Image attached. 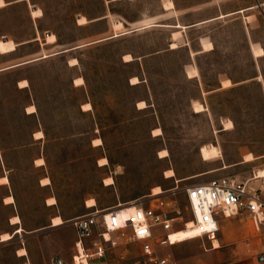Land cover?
Wrapping results in <instances>:
<instances>
[{"label":"rangeland","instance_id":"rangeland-1","mask_svg":"<svg viewBox=\"0 0 264 264\" xmlns=\"http://www.w3.org/2000/svg\"><path fill=\"white\" fill-rule=\"evenodd\" d=\"M32 1L46 10L41 19L42 28L59 34L60 42L67 46L110 36L114 32V36H119L130 32L128 29L135 25L145 24L140 26L142 30L0 73V135L7 161L6 170L0 161V176L11 171L12 179L11 185L0 186V199L12 187L18 196L27 230L44 228L34 234L24 233L29 235L24 240L19 235L12 242L1 243L0 264H22L15 255L21 245L28 248L32 264H52V258L57 254L72 260L73 249L68 246H72L77 233L71 220L94 209L87 204L91 198L96 199L98 208L120 203V216L124 219L128 216V208L134 205L125 203L151 193L156 196L154 189L157 186H161L163 192L177 187L175 197L183 216L190 221L183 190L186 184L227 174H238L246 180L256 169V177H262L260 172L264 168L260 167L264 166V160L211 171L225 162L240 160L247 151L246 160H253V153H264V12L258 15L259 19L251 18L253 20L248 23L250 34L245 22L237 15L192 29L181 23L174 25L176 28L170 25L208 18L216 12L209 0ZM221 1L231 8L249 2ZM4 5L5 1L0 0V7ZM175 5L179 10L173 9ZM78 14L83 15L78 18ZM32 15L40 17L43 10L33 8ZM103 15L107 17L88 23ZM114 20L119 21L114 23ZM155 20L170 24L152 22ZM30 29L31 19L24 5L10 11L0 8V52L11 53L18 45L13 39H2L3 35L22 39L29 36ZM204 35L216 40L217 49L194 57L193 65L199 67L200 80H187L184 63L188 49L200 48L199 39ZM56 39L54 33L47 37L48 42ZM179 45L183 47L149 56ZM212 48L211 41L203 42V50ZM38 49L39 44L32 43L10 55L28 56ZM126 53L147 57L125 63L122 56ZM72 57L79 60L73 61L75 58ZM70 58L72 65L80 63L71 67L67 64ZM132 59L131 54L125 55V60ZM3 60L4 56L0 54V64ZM193 65L186 67L189 76L199 75L198 68ZM79 75L85 77L86 85L72 86V78ZM257 75L262 80H258ZM22 76L33 80L43 127L48 132L45 138L37 139L33 146L25 148L16 146L31 140L38 123L35 117L24 114L30 98L25 90L15 87ZM138 76L144 80L149 78V82L132 86L131 82H140ZM228 77L234 85L230 86L232 81ZM221 80H224L223 86L229 87L208 92L219 87ZM149 83L155 91L152 99ZM200 83L208 93L199 95ZM148 97L152 106L139 109L138 101ZM198 98L200 102L195 101ZM88 100L93 103V110L84 111L82 103ZM84 105L86 110L92 108V104L91 107ZM139 106L146 107V101H140ZM157 128L162 130L160 134H157ZM222 128L227 130L221 132ZM36 136L43 137L44 133L36 132ZM96 138H101L102 143L96 144ZM164 149L168 150V155L161 157L160 152ZM39 154L44 155L46 164L35 167L33 161ZM104 157L108 158L107 164L101 161ZM98 162L106 166L101 167ZM169 170H174L173 177L167 176ZM44 176L50 177L51 184L42 183L50 185L41 184ZM50 195L56 198L54 206L46 204ZM9 213L10 209L0 204L1 238L3 233L12 230L7 221ZM56 214L62 216V225H69L61 230L54 228L57 226L51 224ZM245 220L251 231L234 244L207 252L198 239L196 248L177 244L163 247L162 253L174 257L180 264H197V256L210 261L209 264L229 259L250 261L255 253L264 249V233L253 231L251 217H245ZM221 225L225 239L233 226H244L245 222L225 218ZM197 233V229H181L173 239L184 242L192 240L196 237L192 235Z\"/></svg>","mask_w":264,"mask_h":264},{"label":"built area","instance_id":"built-area-1","mask_svg":"<svg viewBox=\"0 0 264 264\" xmlns=\"http://www.w3.org/2000/svg\"><path fill=\"white\" fill-rule=\"evenodd\" d=\"M251 181L223 176L186 184V210L194 221L192 228L199 230L191 239H201L206 250L213 249L214 240L220 236V218L240 214L250 215L255 230L264 233V185L256 186ZM176 192L177 187L125 203L134 204L135 209L124 219L120 216V203L105 208L96 206L89 213L74 217L71 222L77 240L72 260L56 256L52 264H180L162 253L163 247L180 243L173 239L177 231L189 228ZM219 264H264V249L250 261L224 260Z\"/></svg>","mask_w":264,"mask_h":264},{"label":"crops","instance_id":"crops-1","mask_svg":"<svg viewBox=\"0 0 264 264\" xmlns=\"http://www.w3.org/2000/svg\"><path fill=\"white\" fill-rule=\"evenodd\" d=\"M4 1H5V5L4 6H1L0 8H6V10H8V11L12 10L14 7H17L19 5H24L26 7L27 14H28V16H30V19H31V29H30L29 36L26 37V38H22V39L21 38H15V39L14 38H10L7 35H3L2 36L3 37L2 39H13L18 45H17V49L14 50V51H12L11 53H1L0 52V54L4 56V60L2 61V64H0V73L1 72H4L6 70H11V69H14V68H17V67H20V66H24V65H27V64L36 63V62H44L48 58H53L55 56H60L61 57V56L65 55V54H67L68 52H71V51L80 49V48L85 47V46H88L90 44H93V43H96V42H100V41H103V40H106V39L114 38V37H119V36L128 34L130 32H136V31L142 30V29H139V28H140V26H142V25L145 24V23H143V24H140V25H135V26H133V28L128 29V30H130V32L125 33V34H121L119 36H114L115 35V32H114L110 36H106V37H103V38H98V39L91 40V41H86L84 43H79V44L72 45V46H67V45H64V44H62L60 42V36H59V34H57L55 32H52L51 30H46V29H43L42 28V26H41V19L45 16L46 10L44 8H42L39 4L34 3L32 0H4ZM214 1L215 0H209V4L212 5V6H215L216 12L214 14H212L211 16H209L208 18H204V19L197 20V21H193V22H189V23L176 22L174 24H170V23H160V22H158L156 20L155 21H152V22L160 23V24H170V25H172V27H175L174 25H176L177 23H181L183 25L188 26L187 29H192V28H196L197 26H201L202 24L215 22V21H218V20L226 19V18H228L230 16L237 15L238 16L237 17L238 19H242L243 22H245L246 28L248 30V33L250 32V34H251V29H250V26L248 25V23H250V21L253 20L254 18L259 19V16L258 15L261 12L262 13L264 12V0H249V2H247L245 4H242L240 6L234 7V8H231V7L227 6V4L225 3V1L219 0V1H217V3H214ZM33 8H40V9H42L43 10V15L40 16V17H34L32 15V9ZM173 9L179 10V8L176 5H175V7ZM166 10H171V9H166ZM255 10H258V11L256 12ZM82 15L83 14H78L77 17L79 18ZM222 15H224V16H222ZM106 17H107V15H103V16H100L99 18H96V19H93V20H89L88 23L100 21V20H102V19H104ZM251 18H253V19H251ZM206 20H208V21H206ZM88 23H86V24H88ZM80 25H82V24H80ZM155 26H157V25H155ZM160 26H167V25H160ZM125 28H126V26H125ZM52 33H54L56 35L57 39L54 42H48L47 41V37H48L49 34H52ZM206 40L211 41L213 43V48L210 49V50H208V51L203 50V42L206 41ZM32 43L39 44V49L36 50L35 53L29 54L28 56H11L10 55V54L18 51L21 48H25V47L29 46ZM253 45H255V43H253L252 46H251L252 52H253ZM57 47H59V48L57 49ZM181 47H183V46L179 45L176 48H172L170 46L169 48H166L164 50L156 51L155 53H152L149 56H154V55H158V54H162V53H166V52H172L173 50H177V49H179ZM199 47L200 48L195 49V50H193L192 48L191 49L190 48L189 49L187 48L188 49V58H187L186 62L184 63V77L187 80L196 79L197 82H198V80H200L199 79V77H200L199 67L193 65V63L196 62V60H195L194 57L196 55L201 54V53H204V52H212V51H215L217 49V42L211 36L204 35V36H202L199 39ZM193 53H195V54H193ZM46 54L48 56L47 57H44ZM126 54H131L132 57H133V59L132 60H129V61L128 60H125V55ZM126 54H124L122 56V59H123V61L125 63H130V62H133V61H136V60H140V58L143 59L144 57H147V56L137 57V56H134L132 53H126ZM72 58H77V57H72ZM72 58H70L69 60H67V64H69V66H71V67L72 66H76V65H78L80 63V61H79L78 64L72 65L70 63V60ZM188 65H193V67H197L198 70H199V75H197V76H189L188 70H186V67ZM259 75H262V74H259ZM259 75H257L256 78L258 80H262L263 79V75H262V79H259ZM78 77H83L85 79V77L82 76V75L75 76V77L72 78L71 85L74 86V87L85 86L86 85V79H85V82L83 84H76L75 83V80ZM138 77L140 79V82L139 83H132L130 81L131 82L130 84L132 86H136V85H139V84H144L145 82H149V78H145V80H144V78L142 76H138ZM228 78H226V79H228ZM226 79H224V80H226ZM229 79H231V78H229ZM22 80H27L28 81V85L27 86H21L20 85V81H22ZM224 80H221L220 81L219 87H217V88H215V89H213L211 91H208V92H213V91H217V90H220V89L229 87V86H223V81ZM231 81H232V79H231ZM201 84L202 83H200V86H199V95H203V94L208 93L207 91L204 90V88H202ZM232 85H234L233 84V81H232V84L230 86H232ZM15 87L18 90H25L28 93L29 98H30V101H29V103L24 108V114L27 115V116H33V117H35L37 119V123H38V127L31 134V140L29 142H27V143L19 144L16 147H20V148L30 147V146H33L36 143V140L37 139H40L41 140V139L45 138L48 135V132L43 127L42 116H41V108H40V105H39V103L37 101V98H36V92H35L34 83H33L32 78L29 77V76H22V77H20L16 81ZM262 89L264 91V83H263ZM149 90L151 92V95H150L151 99L152 98H155V91H154L153 86H151L150 83H149ZM150 97L144 98V99L140 100V101H143V100L146 101V103H147V106L146 107H140L139 106V102L140 101H138V108L139 109H146V108L151 107L152 104L150 102ZM195 101L196 102L197 101L200 102L199 98H198V100H195ZM88 102H90L92 104V108L89 109V110H86V109H84L83 105L85 103H88ZM30 105H35L36 106V111L35 112H29L28 111V106H30ZM82 109L84 111L93 110V103L91 101H89V100L86 101V102H84V103H82ZM226 130L227 129L222 128L220 131L223 132V131H226ZM38 131H42L44 133V136L43 137H37L36 136V132H38ZM4 152H5V145L3 144V141H2V138H1V135H0V161L3 164V167L6 170L7 169L6 168L7 161H6V157H5ZM247 153H249V151H247L246 153L242 154L240 160L235 161L233 163H226L225 162L220 168L215 169V170H213L211 172H215V171H218V170H226V169H229V168H231L232 166H235V165L247 164V163L255 162L257 160H264V153L255 155L253 152L252 153H253V155H254L255 158L253 160H246L245 159V156H246ZM40 157H42L45 160L44 155L43 154H39V156L37 158H35L34 161H33V165L35 167L36 166L37 167H42V166H44L46 164V162L44 164H42V165H39V164L36 163V160L38 158H40ZM98 165L101 166V167L102 166H106V165H100L99 162H98ZM226 165H227V167H224ZM260 168H264V166H262ZM256 171H257V169L254 170L253 174H251V176L249 177L251 180H254L252 182V184H254L256 186L264 185V177H256ZM9 173H11V171L3 173L2 176H0V178L3 177V176H7L9 178L10 182L9 183H2V182H0V186H3V185L7 186V185H11L12 184V179H11V176H10ZM223 176L236 177L238 179H241L238 176V174L217 175V176L212 177V178H218V177H223ZM46 177H49V176H44L43 178H41V184L43 186H48V185L51 184L50 183L48 185H44L42 183V180L44 178H46ZM246 179H248V178H246ZM203 182H205V181H203ZM11 195L14 196V201L13 202H6L5 198L7 196H11ZM52 196L53 195H50L48 198H50ZM48 198L46 199V204L48 206H54V205L57 204V203L56 204H48V202H47ZM0 204L2 206H4V207H8L10 209V213H9V215L7 217V221H8V226L9 227H12V230L6 231V232H9V233L14 234V237H12L9 240H5V241H2L1 236H0V244L3 243V242H12L19 235L24 240V237L29 236V235H23L24 233H26V234H34V233H36V232L41 231L42 229H44V228L39 227V228L34 229V230H27V226L25 224V217H24V215L22 213V210H21V207H20V203H19V200H18V196H17V194L15 193V191H14V189L12 187L11 188H8L7 189V192L1 197ZM96 206L89 207V208H94L95 209ZM17 215L20 217L21 221L19 223H12V221H11L12 217L13 216H17ZM56 215H60V214H56ZM245 217H250V215H248V214H240V215H233V216H230V217H221L220 218V221H219L220 222L219 223L220 224V229H221L220 236H219L220 247H218L216 249L222 248L225 244H234V243H236V241L239 240L243 236V234L248 233L249 231H251V226H250V224H248V222H246ZM225 218H228V219H242V220H244L245 225L244 226H233L230 229V231L228 232L226 238L224 239L222 237L223 229H222L221 223H222V221ZM66 225H69V224L66 223L65 225H60V226L58 225L57 227H54V228H58L59 230H61V228L64 227V226H66ZM19 227H22L24 229V231L23 232L20 231L18 233L15 232ZM252 229H253V231L257 232L254 229L253 226H252ZM75 231H76V229H75ZM76 240H77V238L76 239L74 238L73 243H72V246H68L69 249H73L72 256L75 253V243H76ZM197 240H198V238L192 239V240H187V241H184V242H180L178 244H184V246L189 247V248H196V247H198L197 246ZM57 241L58 240H55V244H58ZM22 247H25L27 249V251H28L27 254L22 255V254L19 253V249L22 248ZM216 249H211V250H206L205 249V251L209 252V251L216 250ZM15 255H16V257L18 259H21L23 261L22 264H27V263L32 264L29 261V258H28V256H29V250H28V248L26 246L21 245L20 247H18L15 250ZM164 255H168V254H164ZM56 256L62 257L61 255H58V254L55 255L54 257H56ZM54 257L52 258V261H53ZM62 258H64V257H62ZM64 259L66 261H68V262H71V260H69V258H64ZM209 262L210 261L205 260V259H202L200 256H197V264H209ZM93 264H109V263L107 261H97V262H95Z\"/></svg>","mask_w":264,"mask_h":264},{"label":"bare ground","instance_id":"bare-ground-1","mask_svg":"<svg viewBox=\"0 0 264 264\" xmlns=\"http://www.w3.org/2000/svg\"><path fill=\"white\" fill-rule=\"evenodd\" d=\"M81 17V16H80ZM119 20H114V23H117ZM73 61H77V59L75 58V59H73ZM134 80L135 79H137L136 77H134L133 78ZM75 82H76V84H82V83H84V78L83 77H78V78H76V80H75ZM20 85L21 86H27L28 85V81L27 80H22V81H20ZM85 107H91V103H86L85 105H84ZM28 111L29 112H35L36 111V106L35 105H30V106H28ZM156 132H157V134H160L161 132H162V130L160 129V128H157L156 129ZM38 134H43V132L42 131H39V132H37ZM94 142L96 143V144H101L102 143V139L101 138H96L95 140H94ZM98 142V143H97ZM160 155H161V157H166L167 155H168V150L167 149H164V150H162L161 152H160ZM101 161H102V163L103 164H107L108 163V158L107 157H104V158H102L101 159ZM36 162L37 163H39V164H43L44 162H45V160L42 158V157H40V158H38L37 160H36ZM175 175V172H174V170H169V171H167V176L168 177H173ZM260 176H262V177H264V170H262L261 172H260ZM108 181H110L111 180V178H108L107 179ZM0 181L2 182V183H9V178L7 177V176H3V177H1L0 178ZM44 183H50V179L48 178V177H46V178H44L43 180H42ZM162 193H164L163 192V189H162V187L161 186H157L155 189H154V194H157V195H160V194H162ZM5 200H6V202H13L14 201V196H7L6 198H5ZM48 202L50 203V204H55L56 203V198L55 197H51V198H49L48 199ZM88 206L89 207H92V206H95V205H97V202H96V199L95 198H91L90 200H88ZM135 209V205H131L129 208H128V215H129V213L130 212H132L133 210ZM120 210V212L122 211L121 210V208L119 209ZM11 221H12V223H19L20 221H21V219H20V217L17 215V216H13L12 217V219H11ZM188 222V229H192V226H193V224H194V221H193V219L192 220H190V221H187ZM64 223V220H63V218H62V216H60V215H57V216H55L54 218H53V226H58V225H62ZM193 229H196V228H193ZM23 230V228L22 227H19L15 232H20V231H22ZM198 230V229H197ZM199 231V230H198ZM14 234H11V233H9V232H6V233H3L2 234V241H5V240H7V239H9V238H11L12 236H13ZM218 247H220V240L219 239H215L214 240V248L213 249H216V248H218ZM19 253L20 254H22V255H25V254H27L28 252H27V249L26 248H20L19 249ZM28 264H30V263H28Z\"/></svg>","mask_w":264,"mask_h":264},{"label":"trees","instance_id":"trees-1","mask_svg":"<svg viewBox=\"0 0 264 264\" xmlns=\"http://www.w3.org/2000/svg\"><path fill=\"white\" fill-rule=\"evenodd\" d=\"M9 182H10V180H9ZM13 237H14V235H13ZM11 239V238H10Z\"/></svg>","mask_w":264,"mask_h":264},{"label":"snow or ice","instance_id":"snow-or-ice-1","mask_svg":"<svg viewBox=\"0 0 264 264\" xmlns=\"http://www.w3.org/2000/svg\"><path fill=\"white\" fill-rule=\"evenodd\" d=\"M98 143V142H97Z\"/></svg>","mask_w":264,"mask_h":264}]
</instances>
